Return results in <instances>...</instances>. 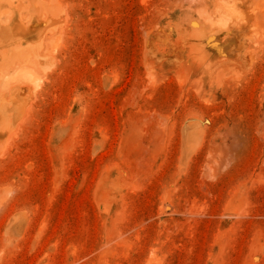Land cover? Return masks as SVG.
<instances>
[{
	"label": "rangeland",
	"instance_id": "374dc122",
	"mask_svg": "<svg viewBox=\"0 0 264 264\" xmlns=\"http://www.w3.org/2000/svg\"><path fill=\"white\" fill-rule=\"evenodd\" d=\"M36 1L40 58L0 74V264H264V0Z\"/></svg>",
	"mask_w": 264,
	"mask_h": 264
},
{
	"label": "bare ground",
	"instance_id": "6f19581e",
	"mask_svg": "<svg viewBox=\"0 0 264 264\" xmlns=\"http://www.w3.org/2000/svg\"><path fill=\"white\" fill-rule=\"evenodd\" d=\"M51 8L43 2L33 0L28 9L31 15L27 21H23L20 9L17 12L0 13V74L9 70L18 60L26 63L40 58L38 48L43 45V39L45 40L41 32L51 31L55 15ZM4 16H7L6 21L3 20ZM41 26L45 29L40 30Z\"/></svg>",
	"mask_w": 264,
	"mask_h": 264
}]
</instances>
